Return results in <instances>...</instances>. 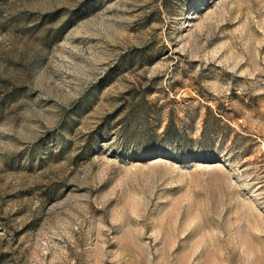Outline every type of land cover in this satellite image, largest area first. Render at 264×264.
<instances>
[{
  "label": "rangeland",
  "instance_id": "374dc122",
  "mask_svg": "<svg viewBox=\"0 0 264 264\" xmlns=\"http://www.w3.org/2000/svg\"><path fill=\"white\" fill-rule=\"evenodd\" d=\"M0 264H264V0H0Z\"/></svg>",
  "mask_w": 264,
  "mask_h": 264
}]
</instances>
